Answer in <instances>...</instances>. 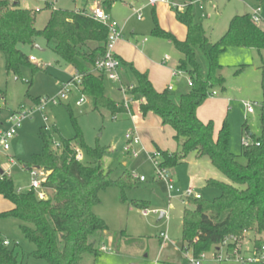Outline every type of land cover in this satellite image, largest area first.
<instances>
[{
    "label": "trees",
    "instance_id": "trees-1",
    "mask_svg": "<svg viewBox=\"0 0 264 264\" xmlns=\"http://www.w3.org/2000/svg\"><path fill=\"white\" fill-rule=\"evenodd\" d=\"M117 2L119 0H104L103 7L111 9ZM49 11L44 27L38 30L35 28L37 12L21 10L11 0H0V54L4 58L6 72L19 76L21 66L38 70L18 47H32L37 39H41L61 62L71 66L75 74L82 77L78 93L92 100L94 110L107 111L112 119L117 115H127L123 101L115 103L104 94L105 77L93 73L95 64L105 56L107 29L83 13ZM174 14L176 22L186 30L184 41H178L174 35L160 29L155 18L151 34L170 42L180 54L176 69L186 74L190 87L184 80V90L174 95L167 88L156 91L147 73H141L133 64L115 58L119 60L121 69L129 71L134 81L133 85L127 86L132 87L127 92L130 112L136 110L141 119L147 114L157 116L163 126L172 129L173 138L180 147L179 154L158 151L160 167L171 170L182 164L189 154H194L196 159L208 158L229 181V184L206 181L207 188L219 191V196L212 201L202 198L188 200L194 208L184 210L180 250H191L193 257L198 258L227 238L242 242L249 233L256 236L264 233V63L259 68L262 93L260 137L247 134L252 143L248 147L242 146L241 156L245 164H240L238 156L232 155L228 149L226 121L215 135L211 121L202 123L197 118V110L211 92L214 89L225 90L218 63L220 54L229 47L251 49L260 54L264 50V30L253 24L248 14L235 16L226 33L213 43L196 20L192 7L174 11ZM199 56L204 66L199 63ZM33 102L36 105L39 99ZM53 132L57 134L54 128ZM38 138L41 152L33 155L31 164H24V167L30 169L33 166L45 173L42 188L47 199L38 200L34 191L17 194L11 179L3 174L0 177V195L13 208L0 214V219L17 220L23 237L34 246L30 257L45 264H81L86 254L96 258L99 248L97 243L90 242V238L108 230L105 222L92 210L100 204L99 193L110 188L118 189L120 202L125 204V192L133 189L138 180L128 172L112 180L110 172L102 168L108 149H91L84 145L79 135L72 140L59 137L58 143H54L50 132H45L42 127ZM75 148L84 152L88 158L86 164L75 160ZM129 205L142 211L147 208V203L142 201H130ZM235 246L229 245L228 250ZM261 246L262 240L254 241L255 249ZM0 264H19L14 251L2 246L1 237Z\"/></svg>",
    "mask_w": 264,
    "mask_h": 264
},
{
    "label": "rangeland",
    "instance_id": "rangeland-1",
    "mask_svg": "<svg viewBox=\"0 0 264 264\" xmlns=\"http://www.w3.org/2000/svg\"><path fill=\"white\" fill-rule=\"evenodd\" d=\"M103 1L11 0L13 4H18L21 10L37 12L35 28L38 30L44 27V22L50 15L49 10L53 11L51 4L55 11L77 13L83 10L89 12L93 5L103 7ZM255 3V0H220L216 5L218 14L211 10L213 8L211 4L215 3H205L202 10L196 6L193 11L196 20L208 33L209 40L215 43L226 33L232 18L247 13L250 15ZM145 5L144 0L135 5V8L143 6L141 22L132 15V9L129 7L119 8L114 4V8L112 6L108 9L122 28L123 39L115 44L113 53L116 54L119 49L118 54H121L125 60L140 62L156 77L165 76L166 66L174 63L178 54L170 42L152 36L154 17L151 9ZM47 8L49 10H46ZM119 9L120 13H118ZM261 11V21L257 26L264 28V3L261 4ZM135 38L137 41H134ZM143 38L148 40L146 49L140 43ZM134 45L136 49L133 48ZM18 49L27 57H32L35 60L31 62L32 66L39 69L33 71L31 66H21L19 76H14L6 72L5 61L0 54V103L5 104L7 109L12 111L22 106L25 109H35L34 99H53L59 96L62 84H66L74 75L72 67L61 62L41 39H37L32 47L19 46ZM137 52L144 54V57ZM164 57H167L169 62L165 67H161V60ZM198 60L204 66L200 56ZM218 63L225 90L214 89L216 96L208 97L198 110L197 116L202 123L210 121L213 123L215 135L226 121L229 132L228 149L232 155L238 156V162L243 165L245 164L241 156L243 142L252 143L247 134H252L255 138L260 137L262 93L259 68L264 63V53L259 56L251 49L229 47L220 54ZM43 65L45 68L42 69ZM123 70L124 72H119L120 83L123 87L133 85L134 81L129 71ZM171 78L168 83L162 81L161 87L156 86V88L162 90L168 84L171 86L174 82L172 76ZM103 86L107 98L115 103L122 101L121 87L117 82L104 78ZM80 98L81 95L71 89L60 104L46 106L43 114L48 119L47 125L51 128L52 142L58 143L59 137L72 140L79 135L84 145L91 149L95 147L108 149L102 160V168L105 172H110L112 180H117L124 172L136 178L143 177L145 180L138 181L133 189L125 192L127 199L125 204L120 202L118 189L110 188L99 193L100 204L92 210L96 217L105 222L108 230L90 238V242L97 243L99 254L96 258L89 254L84 255L81 264H190L192 251L188 250L186 253L180 251L181 227L184 210H193L194 207L183 199L182 194L191 189L203 200L212 201L219 196V191L207 188L206 181L214 180L224 184H229V181L211 165L208 158L196 159L194 154H189L182 164L169 170L174 187V191L169 194L166 186L156 180L147 155L152 156L158 151L169 154L180 153L172 129L163 126L159 118L153 114H147L142 122L135 125L127 115H117L112 119L107 111L94 110L90 98L85 97V103L76 106ZM244 104H256L253 107L254 113L246 114ZM134 112L138 114L136 110ZM6 118L7 114L1 112L0 123L3 131L8 129L5 124ZM44 126L42 115H33L30 120L22 122L21 128L9 141V151L6 154L0 153V171L11 179L15 189H22V193L28 191L30 183V176L24 164L30 165L32 156L40 154L41 142L38 134L40 128ZM134 127L144 149V152L136 158L124 152V136ZM53 128L57 130V134L53 132ZM74 150L75 153H80V162L86 164L88 158L84 152L77 148ZM130 201L145 202L147 208L143 211H157L158 215L150 214L148 217H142V210L132 208L129 205ZM11 209V203L0 195V214ZM161 213H166L162 219H160ZM20 226L17 220L0 219L1 239L9 242L8 249L14 251L19 264H45L30 257L34 246L23 237ZM160 234L166 235V241L160 239ZM259 239L264 245V233L260 236L249 233L242 242L238 240V244L232 250L214 246L205 253L202 264H243L253 257L254 241ZM102 247L105 248V253L101 252ZM234 250L237 251L235 256L232 252Z\"/></svg>",
    "mask_w": 264,
    "mask_h": 264
},
{
    "label": "built area",
    "instance_id": "built-area-1",
    "mask_svg": "<svg viewBox=\"0 0 264 264\" xmlns=\"http://www.w3.org/2000/svg\"><path fill=\"white\" fill-rule=\"evenodd\" d=\"M220 0H146V4L149 7H156L158 5H165L167 6L171 11H183L187 7H199V10H202V7L205 3H217ZM227 1V0H225ZM51 9L53 11L54 7L53 4H51ZM261 9L260 7H255L251 9L250 13V19L253 24L257 25L261 21ZM83 15L90 17L93 21L99 23L103 27H105L108 31V37L106 42V50H105V56L103 60L97 62L93 68V73L96 75H102L106 79L112 82H119V72L121 71V65L118 59L115 58L113 49L115 44L121 40L122 38V28L120 25L113 21L110 17V15L107 13L104 7L102 6H95L92 8L90 13H83ZM133 15L135 16L137 21L142 20V8H136L133 10ZM203 17V16H202ZM166 58V57H165ZM30 62H34L35 60L30 57ZM45 68V66H42V69ZM171 76L173 79L177 81L185 80L188 87L191 86V82L189 79H187L186 74L180 70L174 69L171 71ZM82 77L80 75H77L74 73L71 80L68 81L66 84H62L61 86V92L59 96L53 98V99H40L38 104H36L35 109H25V107H20L19 109L12 111L7 109V106L5 104L0 103V113L4 112L7 114V118L5 120V124L8 127L6 131L2 130V126L0 123V153L5 154L9 151L8 143L9 141L15 136L16 131H18L21 128L22 122L26 120H30L33 115L40 114L43 117V122L45 124L44 131L50 132L51 128L47 125L48 119L44 116V111L47 105L51 106H57L60 104V101L65 98V95L68 94L71 89H74L78 91V86L80 85ZM132 87H123L121 86V93L123 95V104L125 109H127V116L132 120L133 124L135 125V116L139 115L135 114V112H130L128 109L129 105V99L127 96V92L130 91ZM167 90L169 92H172V87H167ZM216 96L215 92L212 91L209 95L210 98ZM83 103H85V97L81 96L79 101L76 102V106H81ZM256 106V104H244V107L246 109L247 114L254 113L253 107ZM125 139V147L124 152L128 154L132 158H136L140 153L144 152L143 147L141 146L140 138L136 132L135 127L127 132L124 136ZM251 144L249 141L243 142V147H248ZM57 146V144H55ZM148 160L151 162L154 172H155V178L158 182L163 183L166 186L167 192L170 194L174 191L173 187V180H172V174L169 170L163 169L160 167V154L158 152L154 153L152 156L147 155ZM81 155L80 153L76 152L75 154V160L77 162H80ZM28 174L30 176V183L28 187V191H34L36 193V197L38 200H46L47 195L45 191L42 188V183L45 181L46 175L43 171L37 169V168H30L28 169ZM2 176V175H1ZM0 176V177H1ZM132 177L139 182H144L143 177L136 178L132 175ZM22 189H16V193L20 194L22 193ZM178 192V191H176ZM182 197L185 201L188 202V200H200L201 196L194 194V192L191 189H188L182 194ZM150 214L158 215L157 211L151 212V211H142L141 215L142 217H148ZM166 213H163V217H165ZM160 239L162 241H166L167 237L165 234H160ZM2 246L8 247L9 242L5 239H1ZM237 245V240L235 238H227L223 241L221 246L222 248L228 249L229 245ZM101 252L105 253V248L102 247ZM181 251V250H180ZM188 252L187 250L181 251ZM233 256H235L237 253L236 250L232 251ZM205 260V254H201L198 258H190L189 263L190 264H202ZM243 264H264V245H262L259 249L254 250V255L252 258L247 259Z\"/></svg>",
    "mask_w": 264,
    "mask_h": 264
},
{
    "label": "crops",
    "instance_id": "crops-1",
    "mask_svg": "<svg viewBox=\"0 0 264 264\" xmlns=\"http://www.w3.org/2000/svg\"><path fill=\"white\" fill-rule=\"evenodd\" d=\"M144 1H146V0H144ZM256 1V3L254 4V7L253 8H255V7H260V9H261V4H263L264 3V0H255ZM140 2V1H139ZM136 3L137 2H133V1H131V0H121V1H119L117 4H115V5H118V7L120 8V6H122L121 8H124V7H129V8H131L132 9V12H133V10L134 9H136L135 8V5H136ZM211 5H213V8H212V6ZM210 5V7L212 8L211 10H213L215 13H217L218 14V9H217V6L216 5H218V2L217 3H215V4H211ZM95 6H97V5H93L92 7H91V9L89 10V12H85L84 10L83 11H78L77 13H90V11L92 10V8L93 7H95ZM145 7H148V8H150L151 9V11H152V14H153V17L157 20V23H158V25H159V27H160V29H162L163 31H165V32H168V33H171L172 35H174L175 36V38L178 40V41H184V39H185V36H186V30H185V28L182 26V25H180L179 23H177L176 22V20H175V14H174V12L173 11H171L167 6H165V5H158V6H156V7H149V6H147V4L145 5ZM225 7V6H224ZM113 8H114V6H113ZM139 8H142L143 9V6L142 7H139ZM107 11V13L110 15V17H111V19L113 20V21H115V22H117L114 18H113V15H112V13L109 11V10H106ZM118 13H120V9L118 10ZM248 15H249V13H247ZM261 14H262V11H261ZM261 14H260V17H261ZM133 15V14H132ZM236 16H238V15H236ZM135 17V16H134ZM142 19H143V16H142ZM142 21V20H141ZM141 21H139V22H141ZM44 23H46V22H44ZM118 23V22H117ZM119 24V23H118ZM260 29H262V30H264V28H260ZM205 32H206V30H205ZM206 34H207V36H208V33L206 32ZM123 39V38H122ZM134 41H137L136 40V38H135V40ZM129 43V42H128ZM143 46H144V48L146 49V46H147V44H148V40L146 39V38H143V40H142V42H140ZM135 44H137V42H135ZM133 48H135L136 49V47H135V45H134V47ZM120 52V50L118 49V51H116V54H114V56H116L119 60H121V61H124V62H126V63H131V64H133V66L139 71V72H141V73H147V75H148V77H149V80H150V82H151V84H152V86H153V88L156 90V91H159V92H161V91H163V90H165L167 87H172V93H178V92H181L182 90H184V88H185V86H184V80H181V81H177V80H175V79H173L174 80V82H173V84L171 85V86H168V85H170V84H168V85H166V87H163L162 88V90H158L157 88H156V86H159V87H161V85L163 84V82L164 83H168V81H169V78L170 79H172L171 78V71L172 70H174V69H176V67H177V65H178V62L180 61V59H181V56H180V54H178V58H177V60L174 62V63H172V64H170L169 66H166V64H167V62H169V59L166 57H164V58H162V60H161V67H165L166 66V75L164 76V75H162V76H160V77H156V76H154V74L153 73H151V71L148 69V68H145V67H143L142 66V64L140 63V62H138L137 61V63H136V61H133V60H131V61H133V62H131L130 60H125L122 56H121V54H118ZM264 53V50L260 53V54H258L259 56H262V54ZM137 54H139L141 57H144V54H142L141 52L140 53H138L137 52ZM140 64H141V66H140ZM72 72H73V74L75 73V71H74V69L72 68ZM121 73L122 72H124V70L123 69H121V71H120ZM120 73V74H121ZM163 81V82H162ZM118 84L120 85V87L122 86V84L120 83V75H119V82H118ZM129 85H132V84H129ZM76 92H78V91H76ZM121 102V101H120ZM120 102H116V103H120ZM200 109V108H199ZM198 109V110H199ZM198 110H197V113H198ZM246 114H247V112H246ZM253 114V113H252ZM249 115V114H248ZM124 116H126V115H124ZM197 118H198V116H197ZM145 119V118H144ZM143 119V120H144ZM142 119H141V117H140V115H137V116H135V119H134V121H135V123H138V122H142L143 121ZM6 154V153H5ZM184 162V161H183ZM25 169V168H24ZM27 172H28V169H25ZM3 173V172H2ZM12 208H13V206H12Z\"/></svg>",
    "mask_w": 264,
    "mask_h": 264
},
{
    "label": "water",
    "instance_id": "water-1",
    "mask_svg": "<svg viewBox=\"0 0 264 264\" xmlns=\"http://www.w3.org/2000/svg\"><path fill=\"white\" fill-rule=\"evenodd\" d=\"M3 175V173L0 171V176ZM163 218V213L160 214V219Z\"/></svg>",
    "mask_w": 264,
    "mask_h": 264
}]
</instances>
